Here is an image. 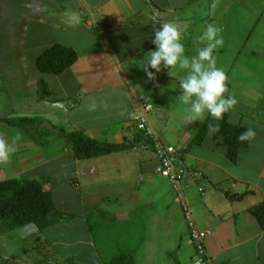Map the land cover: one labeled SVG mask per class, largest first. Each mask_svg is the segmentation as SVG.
<instances>
[{"label": "crops", "instance_id": "crops-1", "mask_svg": "<svg viewBox=\"0 0 264 264\" xmlns=\"http://www.w3.org/2000/svg\"><path fill=\"white\" fill-rule=\"evenodd\" d=\"M191 1L180 0L176 4L175 0H45L50 5L56 2L54 8L64 13V17L56 19L57 30L70 37L67 43L58 40L52 44H63L78 52V61L69 71L74 72L84 83L92 78H96L98 83L83 91V101L78 106L96 105L94 110H85L90 111L91 118L94 119L91 124L86 125L89 137L104 143L131 142L134 140L133 132L129 129L131 120L140 112L144 103L153 107L151 113L164 114V118L175 117L174 112H162L163 97L160 105L140 100L132 77L137 73L143 74L141 60L146 52L154 50L151 38L154 28L159 27L156 17L160 18L163 13L165 19L172 13L171 9L182 11ZM43 10L46 11L47 8ZM82 10L85 15H79L78 23L70 22L66 16V13ZM47 24H44L46 28L43 27L42 30L51 34L53 27L49 31L48 26H51ZM76 36L81 37L78 41L81 48L76 46ZM70 40L75 44H70ZM160 73L167 74V71ZM161 78L162 85L159 88L162 96L167 98L168 94L173 95L174 90L166 83H179V77ZM87 91L89 92L86 93ZM124 96L130 98L131 102L130 104L128 101L130 105L126 110H123L126 105L123 108L119 105ZM85 99L87 102L90 100L87 105ZM100 112L125 116L116 120L115 132L109 133L106 132L109 128H105L104 123H99ZM231 120L234 124L241 123L238 118ZM80 125L79 122L74 124L78 129L81 128ZM256 126V135L249 148L239 151L235 164L227 159L224 147L219 157L215 154L221 145L213 136L214 141L210 146L203 140L189 151L187 149L197 133L193 136L183 131L179 138L186 146L185 149L178 150L181 154L179 163L189 171H198L204 175V194L198 191L193 177L187 176L184 182V202L194 209L192 212L197 227L209 232L210 239L206 242V247L212 264H264V229L255 218H250L252 215L245 217L247 211L251 214L253 208L264 205V122ZM165 127H168L166 123ZM207 147L209 151L206 153ZM146 148L147 145H140L131 152H126L133 160L131 165L126 162L128 156H119L124 153L105 155L109 159L116 156L117 167L116 176L110 170L105 172V179L97 171V165L92 163L101 157L80 161L69 149L71 154H64L63 159L72 166L71 172L77 177L67 187V194L71 197L73 193L79 194L84 211L101 202L99 210L112 213L116 219V233L130 229L128 224H136L131 226V236H127L126 240L124 238L132 246L136 242L140 244L136 246L135 264H193L196 250L182 202L172 189L171 181L156 173L157 159ZM257 148H262V156H257ZM250 151L253 152L252 155L248 154ZM254 166H257L256 169ZM96 174L101 177H96ZM228 188L237 189L238 193L234 196L237 203L230 201L226 194ZM247 198L253 201H247ZM248 202L250 203L247 204ZM86 222L85 219L81 223L76 220L47 231L51 247L54 246L49 254L54 252V256L46 264H102L95 240L88 233L89 225L85 226ZM138 225L143 230L136 234ZM0 242L8 248L6 240ZM121 248L118 247L119 250ZM15 257L12 254L3 259L0 255V264H40L38 261L25 262L21 257L19 260L14 259Z\"/></svg>", "mask_w": 264, "mask_h": 264}, {"label": "rangeland", "instance_id": "rangeland-1", "mask_svg": "<svg viewBox=\"0 0 264 264\" xmlns=\"http://www.w3.org/2000/svg\"><path fill=\"white\" fill-rule=\"evenodd\" d=\"M175 2L179 4L180 0H175ZM55 3L50 5L45 0H0V137L15 147L9 161L2 163L0 182L29 177L43 181L44 178L50 177L51 187L54 189L51 191L56 206L67 214H75L80 223L84 219L87 221L85 226L89 225L88 233L95 240V247L100 253L101 263L110 264L116 256L135 257L136 246L140 244L136 242L132 246L125 240L132 234L131 226L134 227L136 224H126L131 230L124 231L123 229L116 233V219L113 218L112 213L108 214L99 210L101 202L95 203L94 208H86L84 211V204L78 198L79 194L73 193L72 197L67 194V187L76 180L77 176L71 172L72 166L63 159L64 154H71L66 135L78 129L74 126L75 122L81 124V128L78 130L88 135L86 125L91 124L94 120L91 118L92 113L85 111L90 107L78 106L83 101V94H85L83 91L86 88L97 86L98 83L96 78L84 83L85 81H80L72 71H66V74L58 77L45 76L36 68L37 56L49 48L52 43L58 40L67 43L70 38L69 35H64L57 30L56 19L65 15L54 8ZM39 5L47 10H43ZM152 11L155 12V10ZM170 11L172 13L169 17L164 19L162 13L160 18L156 17V21L158 23L174 21L186 25L183 43L188 56L195 55L197 47L204 46L197 44L196 41L202 35L207 24L214 23L221 29L224 44L214 53L216 66L221 68L228 77V91L225 95H232L237 100V104L228 112L229 119L233 123L231 119L237 120L238 118L241 123L235 125L240 124L255 131L256 124L264 122V0H212V3H209V0L200 2L192 0L182 11H178V9ZM81 13L85 15L83 10L76 12L78 16ZM42 23H48L47 25L51 26H48L49 31L53 27L51 34L42 30L46 26ZM76 38V46L81 48L78 43L81 37L76 36ZM69 42L75 44L73 40ZM157 75L159 77H156ZM181 75L183 73H178L177 77ZM162 76L164 79L169 77L167 74L158 73L154 80H149L145 72L134 74L132 77L136 83L135 91L140 100L145 99L156 105L163 97L164 109H161L162 112L169 111L175 114V117L166 116L167 118H164V114L150 113L149 121L152 129L165 144L174 146L178 150L186 147H184L182 139L179 140L183 131L185 134H193V136L195 132L197 135H201V132L205 133L203 140L210 146L215 138H212L213 133L209 131L207 125L208 116L194 122L185 120L187 106L178 101L179 83H166L174 90L173 95L168 94L166 98L162 96L159 88L162 85L160 82ZM120 101L121 108L126 105L123 110H126L127 106L131 104L130 98L125 96ZM88 102L86 101L85 105ZM118 112L123 113L120 110ZM101 114L99 123H104L103 126L109 128L106 131L109 133L115 132L116 120L125 116V114L118 113L108 115L102 112ZM5 118H29L34 122L26 126V129H20L2 123ZM165 123L168 127H165ZM131 130H135L134 127ZM257 149V156H262V148ZM222 150L223 147L217 148L215 154L217 153L219 157ZM208 151L209 147H207L206 153ZM126 152H122L124 154L119 156H128L126 162L131 165L133 160ZM249 153L252 155L253 152ZM112 155H116V153ZM92 163L97 165V171L103 174V179H105V172L110 170L114 171L116 176V156L111 159L101 156ZM254 167L256 169L257 166ZM70 173L71 177L68 178ZM95 176L101 177L100 174ZM211 190L213 191V189ZM227 191L230 201L237 203L234 197L238 193L237 189L228 188ZM247 201L253 200L247 198ZM258 206L253 208L251 214L247 211L245 217L252 215L250 218L253 217L259 222L256 213H263L264 205ZM192 210L194 211V209ZM138 214L140 215V213ZM136 229H138L136 234L143 230L140 225ZM0 234V241L6 240L8 246L6 248L0 242V255L3 259L15 254L14 259L21 257L25 262L34 260V262L46 264L49 262L48 259L52 255L54 256V252L49 254V250L51 248L53 250L54 246L51 247V239L47 236V231L40 235L36 228L29 227L10 232L8 226L0 223ZM39 236L41 241L36 240V237ZM208 239H210L209 235L206 242ZM118 247L122 248L119 250Z\"/></svg>", "mask_w": 264, "mask_h": 264}, {"label": "trees", "instance_id": "trees-1", "mask_svg": "<svg viewBox=\"0 0 264 264\" xmlns=\"http://www.w3.org/2000/svg\"><path fill=\"white\" fill-rule=\"evenodd\" d=\"M78 58V52L74 48L56 43L37 56L35 64L38 71L43 75L58 77L66 74V71H69L74 66ZM31 122L34 121L29 118H5L2 120V123L20 129H26V126ZM207 125L208 127L218 126L219 131L211 133H213V137L219 142V145L226 149L227 159L235 164L239 151L248 149L250 146L251 141L239 142L237 139L247 128L240 124L235 125L231 123L228 113L220 121L213 120L208 116ZM133 127L135 130H131ZM133 127L129 126V129L133 132L134 140L122 144L104 143L76 129V131L66 135V139L70 144L68 148L73 151L77 160L82 161L131 151L140 145H147V151L151 152L157 159L154 140L145 136L136 126ZM204 137L205 133L202 132L201 135H197L187 151L191 150L195 145H200ZM1 169L2 163H0V171ZM226 194L228 195V193ZM240 198H242V195ZM256 215H258L261 228L264 229V211L263 213H256ZM77 219L75 214H67L56 206L53 192L51 191L50 177L44 178L43 181L29 177L25 179L13 178L0 182V223L8 226L10 232L34 227L42 235L44 231L65 223H72ZM36 240L41 241V237H36ZM204 244L207 253L204 258L205 260H210V264H212L207 251L206 241ZM133 258L130 255L116 256L110 264H135Z\"/></svg>", "mask_w": 264, "mask_h": 264}, {"label": "clouds", "instance_id": "clouds-1", "mask_svg": "<svg viewBox=\"0 0 264 264\" xmlns=\"http://www.w3.org/2000/svg\"><path fill=\"white\" fill-rule=\"evenodd\" d=\"M66 16L72 23L79 22V16L76 13H66ZM185 35L186 25H181L174 21L159 23V27L154 28L151 38L154 50L146 52L143 56V59L141 60V64L143 65L142 70L145 72L149 80H154L155 74L160 73L163 70H166L167 75L173 79L177 77L178 73H183V75L179 76L180 95L178 96V101L187 106L185 108L184 119L189 122H194L202 120L205 116H210L213 120L220 121L223 119L224 115L232 110L237 104V100L234 96L225 95L228 91V77L221 68L216 66L214 53L224 44L221 29L214 23L207 24L202 35H200L196 41L197 44H202L204 46L197 47L196 54L193 56H188L185 53V45L183 43ZM95 107V104L91 105L90 110H94ZM134 117L131 120L132 124L130 126H135ZM209 131L218 132L219 128L218 126H209ZM255 135V131L248 128L246 131L242 132L237 139L239 142L251 141ZM158 139L160 138L158 137ZM160 141L162 140L160 139ZM175 149L179 155L177 158V165H182V163H179L181 154L176 147ZM14 151L15 147L10 145L3 137H0V163H7ZM158 165L159 162L156 167V173H158ZM182 167L186 170L185 178L181 183L184 191V200L186 199L184 182L187 176L193 177L198 186V191L201 194H204V175L198 171H189L184 165H182ZM158 174L161 175L160 173ZM172 189L174 190L173 183ZM174 192L178 197L175 190ZM178 199L180 198L178 197ZM184 200H181L182 207L183 204H187ZM187 206L189 207L194 228L198 231L206 232L208 236V231L201 230L197 227L192 209L188 204ZM184 215L190 228L192 239V228L189 225L185 212ZM196 260L197 253L195 261Z\"/></svg>", "mask_w": 264, "mask_h": 264}, {"label": "built area", "instance_id": "built-area-1", "mask_svg": "<svg viewBox=\"0 0 264 264\" xmlns=\"http://www.w3.org/2000/svg\"><path fill=\"white\" fill-rule=\"evenodd\" d=\"M152 110V106L143 105L141 112L134 117V124L136 128L141 131L145 136L150 137L154 140V149L156 150L158 165V173H160L165 178H168L173 183V188L176 191L178 197L184 200V191L181 183L183 182L186 174V170L182 165H177L178 152L173 146L165 145L158 137L155 135L154 130L150 126L149 113ZM202 190V189H200ZM183 209L186 214V218L192 228V239L195 242L197 260L194 264H210V260H205V255H207L205 250V239L207 236L206 232L198 231L194 228L193 221L191 219V214L187 204H183Z\"/></svg>", "mask_w": 264, "mask_h": 264}]
</instances>
